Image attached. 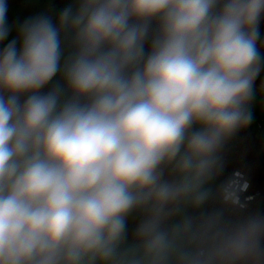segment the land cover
Listing matches in <instances>:
<instances>
[{
	"label": "clouds",
	"instance_id": "1",
	"mask_svg": "<svg viewBox=\"0 0 264 264\" xmlns=\"http://www.w3.org/2000/svg\"><path fill=\"white\" fill-rule=\"evenodd\" d=\"M6 13L0 0V43ZM262 18L264 0H77L55 23L20 24L0 49V264L264 259L262 215L224 227L216 215L199 233L168 224L182 201L208 199L219 150L251 123ZM58 73L64 86L42 92ZM235 176L226 204L247 189ZM135 210L136 243L122 250Z\"/></svg>",
	"mask_w": 264,
	"mask_h": 264
},
{
	"label": "built area",
	"instance_id": "2",
	"mask_svg": "<svg viewBox=\"0 0 264 264\" xmlns=\"http://www.w3.org/2000/svg\"><path fill=\"white\" fill-rule=\"evenodd\" d=\"M264 24V18L260 25ZM259 25V26H260ZM256 127L261 129V123ZM236 136L226 141L221 147L218 156L220 171L213 177L218 184L210 192L201 210L197 212L191 223L192 232H201L202 224L210 217L219 215V226L224 227L241 221L252 215L264 216V162L255 145L254 137L249 126L236 131ZM240 174V183H247V189L239 193V204H226L221 196V187ZM210 241L204 240L194 243L197 246H207ZM264 264V259L257 261Z\"/></svg>",
	"mask_w": 264,
	"mask_h": 264
},
{
	"label": "crops",
	"instance_id": "3",
	"mask_svg": "<svg viewBox=\"0 0 264 264\" xmlns=\"http://www.w3.org/2000/svg\"><path fill=\"white\" fill-rule=\"evenodd\" d=\"M77 0H6L7 3V24L10 28V33L5 41L0 43V49L4 47L10 40L14 38H18V29L20 24H22L26 19L35 17L40 14L48 15L52 18L53 22L55 23L58 19L60 12L67 7L68 5H73L75 8ZM154 27H157V22H152ZM62 38V48L64 55L62 57L61 63H63L64 58L69 56L73 51L72 48V36L71 34H61ZM19 47V43L17 45ZM258 47L260 49H264V46H260L258 43ZM262 74H264V68L259 74V80L264 83V78H261ZM56 84H60L64 86V80L61 73H58L54 78L53 81L49 83L48 91ZM254 87L264 89V85L255 84ZM249 107V106H248ZM249 126V125H248ZM198 127V126H197ZM250 129V128H249ZM241 129H238L240 131ZM251 131V130H250ZM236 136L234 133L229 139H232ZM165 178L173 179L174 174L171 172V167L165 168ZM215 177H212L205 185L204 188L209 191V193L213 190V188L218 184V180L214 182ZM196 207L193 206L190 201H182L179 205L176 206L174 214L170 217L168 224L175 225L184 220H190L192 222V218L194 214L199 211L202 206ZM144 213L141 210H135L128 218H127V227L128 228H136L139 222L143 219ZM185 244V248H194V243L185 237L183 240ZM136 242H126L122 245V250L128 249L131 245L135 244Z\"/></svg>",
	"mask_w": 264,
	"mask_h": 264
},
{
	"label": "rangeland",
	"instance_id": "4",
	"mask_svg": "<svg viewBox=\"0 0 264 264\" xmlns=\"http://www.w3.org/2000/svg\"><path fill=\"white\" fill-rule=\"evenodd\" d=\"M259 29L261 36L264 37V25L259 26ZM260 52L261 55L264 56V49H260ZM249 110L252 113V120L249 124V128L255 139V145L262 158V162H264V89L254 87V98L249 104ZM257 122L261 123V130L256 129L255 125ZM215 181L216 178L214 179V182ZM181 246L184 248L186 247L183 241L181 242Z\"/></svg>",
	"mask_w": 264,
	"mask_h": 264
},
{
	"label": "trees",
	"instance_id": "5",
	"mask_svg": "<svg viewBox=\"0 0 264 264\" xmlns=\"http://www.w3.org/2000/svg\"><path fill=\"white\" fill-rule=\"evenodd\" d=\"M262 25H264V24H262ZM262 25H260V26H262ZM152 29H153V31L156 29L155 27H154V25H153V23H152ZM261 41H264V37H262L261 36ZM148 48H149V45L148 44H146V50H148ZM262 71V70H261ZM255 84H261V85H264V83H262L260 80H259V76L257 77V79L255 80V83H254V85ZM48 88H49V85H47V86H45V88L44 89H42L41 91L42 92H47L48 91ZM255 127H256V125H255ZM256 129L257 130H261V129H258L257 127H256ZM228 140H230V139H228ZM227 140V141H228ZM255 140V139H254ZM220 151V150H219ZM219 153V152H218ZM201 210V209H200ZM199 210V211H200ZM199 211H197V212H199ZM196 212V213H197ZM195 213V214H196ZM195 214H194V216H195ZM194 216H193V218H194ZM193 218H192V220H193ZM192 223V222H191ZM135 229L136 228H134V229H132V228H128L127 227V231H128V236H127V242H130V241H132V242H136L135 241V238H134V231H135Z\"/></svg>",
	"mask_w": 264,
	"mask_h": 264
},
{
	"label": "water",
	"instance_id": "6",
	"mask_svg": "<svg viewBox=\"0 0 264 264\" xmlns=\"http://www.w3.org/2000/svg\"><path fill=\"white\" fill-rule=\"evenodd\" d=\"M261 78H264V74H262Z\"/></svg>",
	"mask_w": 264,
	"mask_h": 264
}]
</instances>
